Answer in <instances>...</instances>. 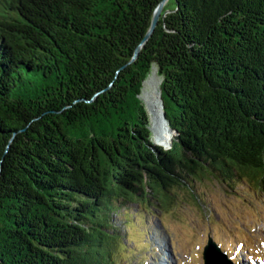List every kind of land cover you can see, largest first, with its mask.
<instances>
[{"label":"trees","instance_id":"obj_1","mask_svg":"<svg viewBox=\"0 0 264 264\" xmlns=\"http://www.w3.org/2000/svg\"><path fill=\"white\" fill-rule=\"evenodd\" d=\"M159 1L0 0V264H113L121 207L264 179V0H167L133 56Z\"/></svg>","mask_w":264,"mask_h":264},{"label":"rangeland","instance_id":"obj_2","mask_svg":"<svg viewBox=\"0 0 264 264\" xmlns=\"http://www.w3.org/2000/svg\"><path fill=\"white\" fill-rule=\"evenodd\" d=\"M189 184L174 186L162 207H121L128 242L113 264H203L209 234L236 264H264V179L200 174Z\"/></svg>","mask_w":264,"mask_h":264},{"label":"water","instance_id":"obj_3","mask_svg":"<svg viewBox=\"0 0 264 264\" xmlns=\"http://www.w3.org/2000/svg\"><path fill=\"white\" fill-rule=\"evenodd\" d=\"M165 0H160L159 3L156 5V7L153 10V14L150 20V24L148 29L146 30L145 34L143 35L141 41L136 46L134 55L136 56L140 46L142 43L148 38V36L153 31L154 27L157 24L158 18L160 16L162 7L164 5ZM161 102L162 98L160 97ZM164 116L165 113L163 112ZM165 119L168 122L167 117L165 116ZM171 144V139L169 140V146ZM164 146V145H162ZM165 147V146H164ZM202 257H203V264H236L228 255L227 253L216 243L215 240H213L212 236L209 234L207 236V240L202 248Z\"/></svg>","mask_w":264,"mask_h":264},{"label":"clouds","instance_id":"obj_4","mask_svg":"<svg viewBox=\"0 0 264 264\" xmlns=\"http://www.w3.org/2000/svg\"><path fill=\"white\" fill-rule=\"evenodd\" d=\"M164 147V146H163Z\"/></svg>","mask_w":264,"mask_h":264}]
</instances>
